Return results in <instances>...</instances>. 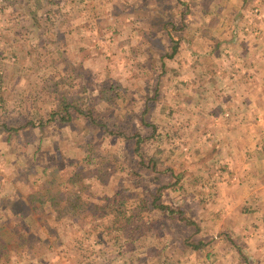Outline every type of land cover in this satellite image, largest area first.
<instances>
[{
    "label": "rangeland",
    "instance_id": "374dc122",
    "mask_svg": "<svg viewBox=\"0 0 264 264\" xmlns=\"http://www.w3.org/2000/svg\"><path fill=\"white\" fill-rule=\"evenodd\" d=\"M10 1L12 11L0 6V222L11 223L0 237L12 246L0 264H264L245 232L252 212L238 208L249 188L233 182L238 151L264 147V63L254 71L264 0H58L53 11ZM63 96L85 114L70 107L71 123L55 125ZM73 168L85 176L76 185L91 186L84 199L104 205L120 190L140 226L109 215L99 234L87 212L69 211ZM35 192L52 199L12 204Z\"/></svg>",
    "mask_w": 264,
    "mask_h": 264
},
{
    "label": "trees",
    "instance_id": "16d2710c",
    "mask_svg": "<svg viewBox=\"0 0 264 264\" xmlns=\"http://www.w3.org/2000/svg\"><path fill=\"white\" fill-rule=\"evenodd\" d=\"M39 4L43 3L44 4H48L51 8L50 11L52 10V6L53 4H57L58 0H36ZM41 2V3H40ZM163 11V10H162ZM169 10H164V13H167ZM170 12V11H169ZM173 55V54H172ZM102 89L105 88L109 91V93L111 94V92H113L118 84L117 83H111L109 84V86L106 84H101ZM61 108H56L53 110V112L51 113V117L50 119H53V121L55 122V125H59V124H63L64 121H68L71 123L72 121V117H73V113L69 110L70 107H74L78 113L77 117L82 116V114H85L84 110H82L83 108H81L80 105L76 103H74L73 101H70L69 99H65V97L63 96V98L61 99V104L60 106ZM62 111H64L65 113H62ZM91 121L93 120V122H95V120L93 119V117L91 118ZM50 121V120H49ZM49 123V122H47ZM11 131H16L15 129H10ZM109 132H112L111 130ZM135 136L137 137L136 139L131 138L134 142L136 140V143L138 142H142L144 140V138H142L140 136V134L138 132L135 133ZM63 139L65 138L64 135L62 134ZM67 139H69L67 137ZM8 140H10L8 138ZM139 145V144H138ZM85 176L81 173L78 172L77 170L74 171V168L71 169L70 171V175L68 177V179L65 181V183H67L68 188L67 190V195H66V199L68 201V204L71 205V207H69V211H73L75 216H79V214L81 212H87L86 215H84L83 217H80V219H88L91 222L95 223V227L98 226V233L99 234H103L104 229H102V225H103V220L105 221V218L109 215H111L113 217V219L115 221H119L121 223H124L125 225L128 224H132L134 225L138 219L141 217L140 213H134L133 209H131L128 205V198L127 195H124L122 191H118L115 195H112L111 197H109L108 201L106 202V204H100L97 202H93V200H87L84 199L82 196V194L84 193H88L89 189L91 188V186L89 185V183H86L83 181V185L82 186H77L76 183L77 182H81ZM52 182V181H51ZM78 184V183H77ZM77 187V188H75ZM74 189V191H73ZM73 191V192H72ZM90 192V191H89ZM48 192L44 193V194H40V192H35L32 194H28L26 196H23L22 198H18V199H22V200H14L12 202V204L14 203L15 208L18 209V205H23V203L25 204L26 208H33L34 205H36L35 203L39 200L42 202L43 204H45L48 200L52 199L51 196L47 195ZM155 203V202H154ZM156 207H162L164 209H166L168 211V213L173 212V210L169 209L168 207H163V206H159L158 204H155ZM11 208L12 211L16 214H20L19 211L13 209V206H11V204L8 206V208ZM21 209V208H19ZM11 212V213H13ZM168 215V214H167ZM122 216H125V220H122ZM4 220V219H2ZM8 221L10 222V219H8ZM8 221H5L4 223L0 222V229L5 228L6 225H9L10 223ZM9 224H8V223ZM136 227H139L140 224H135ZM143 233V232H142ZM141 235V232L139 231H132L131 232V238L135 239L138 238ZM144 235V234H142ZM9 243V244H8ZM3 242L2 238L0 237V255H4L5 254V247L7 248H11L12 244L10 242Z\"/></svg>",
    "mask_w": 264,
    "mask_h": 264
},
{
    "label": "crops",
    "instance_id": "0c3cea01",
    "mask_svg": "<svg viewBox=\"0 0 264 264\" xmlns=\"http://www.w3.org/2000/svg\"><path fill=\"white\" fill-rule=\"evenodd\" d=\"M25 1L27 3L28 0ZM4 3L6 4L10 3L11 11L13 10L14 5L12 1L7 0V2L6 1L2 2L0 6L3 7L2 5H4ZM254 5H256L255 2H253L252 4V7L255 8L256 6ZM261 48L264 50V44H262ZM262 51H260V53H262ZM262 54H259L260 56H258V58L260 57L261 61H258L256 63V66L254 60H252V62L248 60V64H247L249 65L248 69L251 68L253 70L255 66L254 71L256 70L257 74L261 72L260 69H257L258 64L264 63V56H262ZM261 83L263 82H260L259 85ZM263 105H264V101H263ZM248 135L249 137H251L252 132L249 131ZM248 148L251 150L250 154L248 155L249 158H246L245 154L243 153V151L244 152L248 151L247 148L244 149L242 148L241 150L238 151V155L242 154V160L244 161L245 164L242 167L241 172H238L237 177L234 178L233 182L236 184V186L249 188L248 193L246 192L241 196H238L237 202L243 203L242 204L243 206H239L238 208H240L241 211L249 209V211L252 212L251 217L253 218L252 220L253 225H251L248 231L245 232L246 233L249 232L250 237L253 238L256 237V240L250 243L251 244L255 243L256 246L253 250L256 252H260V251H264V147L262 148L248 147Z\"/></svg>",
    "mask_w": 264,
    "mask_h": 264
}]
</instances>
